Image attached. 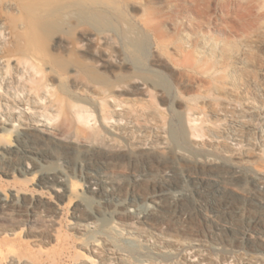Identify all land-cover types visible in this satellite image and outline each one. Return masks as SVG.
<instances>
[{
	"label": "rangeland",
	"instance_id": "rangeland-1",
	"mask_svg": "<svg viewBox=\"0 0 264 264\" xmlns=\"http://www.w3.org/2000/svg\"><path fill=\"white\" fill-rule=\"evenodd\" d=\"M135 76L152 97L111 94ZM0 97V144L28 112L54 131L22 136L45 183L22 211L0 196V264H264V0H0ZM20 156L0 189H32ZM64 170L80 197L50 187Z\"/></svg>",
	"mask_w": 264,
	"mask_h": 264
},
{
	"label": "bare ground",
	"instance_id": "bare-ground-1",
	"mask_svg": "<svg viewBox=\"0 0 264 264\" xmlns=\"http://www.w3.org/2000/svg\"><path fill=\"white\" fill-rule=\"evenodd\" d=\"M109 36L110 34L107 33V32H100V33H93L91 35H87L86 36V39L88 40H94L95 38H98L100 41L102 42H105L107 40H109ZM158 49V48H157ZM152 52V51H151ZM158 57V56H157ZM161 58V56H160ZM159 59V58H158ZM106 64H110L114 61V54L113 53H109L107 52L105 54V59H103ZM154 60V59H153ZM161 60V59H159ZM157 61V60H156ZM155 61V62H156ZM105 64V65H106ZM36 80V79H34ZM34 82V81H33ZM81 82V81H80ZM83 82V81H82ZM35 85L38 83L34 82ZM79 83V82H77ZM80 84V83H79ZM86 84V83H85ZM85 84L83 85V87H87L88 90H94L95 89V86L93 87H90V85H86ZM34 85V84H33ZM31 85V87L33 86ZM78 86V85H77ZM155 84L154 82H152L151 80L149 79H145L143 77H140V76H135V77H132L130 82L128 84H118L116 85L115 87L112 88V95L116 94V93H129L131 91H134V92H142L143 94L149 96V97H152V94H153V88H155ZM34 89H32L33 91H35L36 89V86L33 87ZM38 88V87H37ZM86 88V90H87ZM45 89V92L47 93L50 92V90H48L47 87H44ZM39 90V89H38ZM37 90V92H38ZM42 90V89H41ZM41 92V91H40ZM109 91H104L105 95H108ZM42 93V92H41ZM43 93H44V90H43ZM42 93V94H43ZM37 94V93H36ZM44 95H47V94H44ZM50 95V93L48 94ZM110 95V94H109ZM53 96H55V94H53ZM42 97V96H41ZM51 97V95H50ZM56 97V96H55ZM60 97V96H59ZM59 97H52L53 98V104L58 108L60 107L61 105V100ZM39 98H40V95H39ZM0 99H2L0 97ZM50 102H51V99H50ZM69 105V104H68ZM73 106V105H72ZM77 106V105H76ZM74 108V107H73ZM73 108L71 107V110H73ZM82 108V107H81ZM77 109H79V106L77 107ZM75 109V111H79ZM70 110V109H69ZM36 111V110H35ZM27 115V120L23 119L21 120V124H20V132H18L15 137L14 136H11V139L9 141L8 140H4V142H2L0 144V155H5L6 153L10 152L14 155H22L20 156V158H22L24 156V158L21 160L22 162L20 163L21 164V167L17 168L16 172H18L22 177H27V180L29 179L31 181V184H32V189H30L29 187L28 188H13V189H0V196H1V205L4 207V208H13V209H18L20 211L22 210H25V207L23 203L22 204V198L25 194H28V193H33L35 192L37 189L36 187H42V185L45 183L43 181V177L41 175V169H38L34 162L31 161V158L32 157V152L31 150H28L29 148H26L23 144V140H22V136L23 135H27L32 129H37L38 132L40 131L42 134H43V138H54V131L52 129V127L50 126V124H48V122H39L37 121V123L35 122H31L32 121V118L35 117V114L34 112H28L26 113ZM42 118V117H41ZM15 119H19V116H18V112L17 111H14L13 115L11 114V116H9L7 119L5 117H2V115H0V136L3 137V135H9L11 133V135H14V133L12 134V132L16 131L15 129H13V124H12V121L15 120ZM42 119H39V121H41ZM191 121V120H190ZM50 123V122H49ZM189 123V122H188ZM187 123V124H188ZM194 125V124H193ZM7 126H11V127H7ZM13 126V127H12ZM182 131H183V140L184 138L186 139L185 136L186 135V126H185V122L184 120H182ZM14 130V131H13ZM14 137V138H13ZM187 141V140H186ZM38 155V154H37ZM19 158V157H18ZM18 158H17V161H18ZM16 159V157H15ZM20 162V161H18ZM36 163V162H35ZM39 167V166H38ZM69 167V166H68ZM59 171V170H57ZM123 171V170H122ZM16 172L13 171V173L11 174V176L13 177H16ZM60 172V171H59ZM64 170V174L60 177V173L58 174L60 179H59V183H56L54 182L50 187L53 189V191H64V186L62 188L61 184L65 183V184H69L65 189V190H68L69 188V199H74L73 197L76 196V197H80L79 194H78V188L80 187V182H81V179H77L76 178V175H71L69 174L68 172H66ZM71 172V171H70ZM17 173V174H18ZM58 173V172H57ZM63 173V172H62ZM132 173V172H131ZM87 176H88V185L86 187L88 188H91L92 189V184H93V172L91 171H88L87 173ZM110 174V173H109ZM234 174L238 175V176H242L243 174V171L241 169H236L234 171ZM253 180L254 182L256 183V189H257V194H256V201H254L252 203V205H254L253 207L257 208V209H263L264 208V175L260 172H252V173H248ZM107 175V173H106ZM111 176V175H110ZM135 176V175H134ZM51 177V176H50ZM53 177V176H52ZM58 177V176H57ZM137 177V176H136ZM86 178V177H85ZM206 181V178L204 179ZM208 181L211 183L212 185V190L213 191H219L220 190V187H221V184H220V181H218L217 179H214V178H209ZM250 181V180H249ZM29 183V182H28ZM91 183V184H90ZM29 185V184H28ZM40 189V188H39ZM44 189V188H43ZM42 189V190H43ZM48 189V188H47ZM51 189V190H52ZM210 189V188H209ZM238 191V190H237ZM57 192V193H58ZM66 192V191H65ZM242 192V191H241ZM36 194V193H35ZM33 195V194H32ZM36 196V195H35ZM80 199V198H79ZM28 207V205H27ZM160 208H164V206L160 205ZM257 211V210H256ZM97 212V211H96ZM157 212V211H156ZM101 213V212H100ZM102 215V214H101ZM123 215V214H122ZM121 215V216H122ZM141 215V214H140ZM137 216V215H136ZM100 217V216H99ZM141 217V216H140ZM95 218L97 219L98 217L95 216ZM134 218L137 219V217L134 216ZM139 218V217H138ZM140 219V218H139ZM142 219H143V215H142ZM207 219V218H206ZM130 220V219H129ZM127 222V225H131V223L129 221H126ZM135 222V221H134ZM137 222V221H136ZM233 225V224H232ZM226 228V227H225ZM227 229L231 230L232 232H236V229L233 227V226H227ZM240 230V229H239ZM222 234V233H221ZM256 234H260V233H256ZM240 235H241V238L243 237H253L254 236V233H252L251 231H248V230H241L240 232ZM223 237V235H221ZM261 236V234H260ZM238 238V237H237ZM239 238V239H241ZM260 239H263V238H260ZM97 242V241H96ZM99 243V241H98ZM96 244V243H95ZM90 259H92L91 257L88 256V260L90 261Z\"/></svg>",
	"mask_w": 264,
	"mask_h": 264
}]
</instances>
